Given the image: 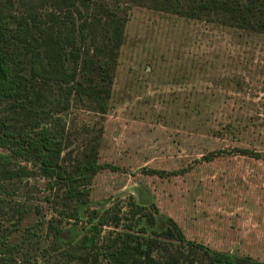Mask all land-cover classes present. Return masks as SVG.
I'll use <instances>...</instances> for the list:
<instances>
[{
	"label": "rangeland",
	"instance_id": "rangeland-1",
	"mask_svg": "<svg viewBox=\"0 0 264 264\" xmlns=\"http://www.w3.org/2000/svg\"><path fill=\"white\" fill-rule=\"evenodd\" d=\"M14 1L13 12L22 14L27 0ZM129 13L108 112L72 97L71 108L57 116L69 141L63 155L70 152L75 161L99 141L100 161L121 170L94 177L76 222L52 205L38 165L15 159L34 175L5 193L0 238L19 243L18 255L32 264H109L91 255L85 241L91 226L102 228L103 253L117 234L174 242L173 219L209 254L264 264V157L204 159L234 148L264 156V34L223 25L216 16L187 19L152 7ZM0 154L12 153L0 148ZM53 217L58 237L49 225ZM184 252L182 264H210L204 251Z\"/></svg>",
	"mask_w": 264,
	"mask_h": 264
},
{
	"label": "trees",
	"instance_id": "trees-1",
	"mask_svg": "<svg viewBox=\"0 0 264 264\" xmlns=\"http://www.w3.org/2000/svg\"><path fill=\"white\" fill-rule=\"evenodd\" d=\"M22 5L24 12L16 14L14 0H0V148L12 153L0 154V207L5 206L9 189L20 190L19 184L34 175L27 167L16 168L14 160L21 158L38 165L49 180L51 204L59 203L76 222L81 221L94 177L121 168L100 161L99 141L75 161L72 153L63 155L69 141L57 116L71 108L72 97L100 114L108 112L130 9L152 7L187 19L216 16L223 25L264 34V0H27ZM227 153L264 157L249 148H234L215 150L204 159L212 162ZM61 187L63 195L58 194ZM54 219L49 225L58 237L62 231L55 228ZM168 224L174 242L117 234L107 240L102 253L98 225L91 226L85 241L95 250L91 253L95 262L104 257L109 264H182L185 249L194 254L204 251L210 264H263L248 256L209 254L203 243L189 240L176 221L169 219ZM19 248L8 237L0 238V264H32L20 258Z\"/></svg>",
	"mask_w": 264,
	"mask_h": 264
}]
</instances>
